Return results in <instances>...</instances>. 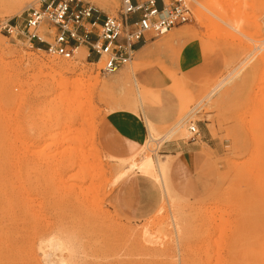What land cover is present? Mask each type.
Here are the masks:
<instances>
[{
	"label": "rangeland",
	"instance_id": "rangeland-1",
	"mask_svg": "<svg viewBox=\"0 0 264 264\" xmlns=\"http://www.w3.org/2000/svg\"><path fill=\"white\" fill-rule=\"evenodd\" d=\"M82 1L102 17L121 8V0ZM187 2L194 21L172 46L192 43L198 60L166 68L181 112L167 126L155 123L151 151L159 164L168 160L172 206L147 176L117 183L122 168L109 159L133 153L114 119L139 120V97L149 112L154 90L137 76L151 63L136 57L103 75L77 53L51 55L2 29L21 26L38 0H0V264H72L45 243L42 255L51 236L77 242L74 264H264V0ZM62 64L74 68L63 75L66 87L54 71ZM191 123L201 136L191 138ZM178 141L196 142L189 166L164 155ZM144 227L158 244L144 243Z\"/></svg>",
	"mask_w": 264,
	"mask_h": 264
},
{
	"label": "built area",
	"instance_id": "built-area-1",
	"mask_svg": "<svg viewBox=\"0 0 264 264\" xmlns=\"http://www.w3.org/2000/svg\"><path fill=\"white\" fill-rule=\"evenodd\" d=\"M194 18L187 0H121L117 15L103 17L82 0H38V6L26 9L21 26L7 21L2 29L67 60L86 46L97 57L91 63L98 65L101 74L109 75L133 62L140 41L165 35ZM188 129L191 138L200 136L196 123Z\"/></svg>",
	"mask_w": 264,
	"mask_h": 264
},
{
	"label": "crops",
	"instance_id": "crops-1",
	"mask_svg": "<svg viewBox=\"0 0 264 264\" xmlns=\"http://www.w3.org/2000/svg\"><path fill=\"white\" fill-rule=\"evenodd\" d=\"M158 1L161 3V0ZM183 25L175 27L176 30L173 31V33L170 34L166 40L148 36L145 40L140 41L136 45L137 55H135V58L137 57V60L139 61L151 63L148 66H144L139 71L137 77L147 87L154 90L152 93L154 95L152 96V105L149 107V115L159 127H164L173 123L181 112V102L177 95L169 88L172 81L171 76L168 72H166V68L169 70L174 69L176 71H182L188 69L198 60L197 53L193 48L192 43L188 44L183 41L184 43L178 44L182 48L174 49L173 47L175 43L182 42V39L178 38L176 33L182 32L183 29L181 28ZM188 46L191 49H187ZM84 47L87 50V54L90 56L88 60L90 62L96 61V55L90 53L86 46ZM140 116L141 118L139 117V120L134 116L119 117L114 119L116 122L115 125L119 128L120 134H122L124 138L128 139L130 148L133 142L132 137L135 134L136 129L142 130L143 137L145 135V131L141 123H143V126L146 130H148L143 111L140 112ZM200 130L201 129L199 128L201 136L202 130ZM145 137L147 138L148 134ZM197 151L198 148L196 147V142L190 141H178L173 144L166 145L163 149V152L165 153L164 155L173 157L178 156V159L184 165L187 164L188 166L195 160Z\"/></svg>",
	"mask_w": 264,
	"mask_h": 264
},
{
	"label": "bare ground",
	"instance_id": "bare-ground-1",
	"mask_svg": "<svg viewBox=\"0 0 264 264\" xmlns=\"http://www.w3.org/2000/svg\"><path fill=\"white\" fill-rule=\"evenodd\" d=\"M257 48H259V46ZM76 53L78 54V57H79V55L82 58H86L85 55L87 56V50L83 46L79 47L76 50ZM72 67H73V65H72ZM73 69L69 65L62 64V65H59L57 67V69L54 70L55 73H56V75H60L61 76L60 83H59L60 85H62L63 87H66L67 84H70L68 82V79H66L65 77H63V75L65 73H71V72H73L74 71ZM81 72H79V73H81ZM83 73H85V72H83ZM83 73H81L80 75H84ZM228 77L229 76L227 75L216 86V88H214L207 95V97H211L213 95V93L216 91V89H219L220 86L226 81V79ZM89 85H91V84H89ZM80 91H81V89H80ZM138 99H139L138 100V103L141 106L142 111L145 114L144 117H145V120L146 121L145 120L144 121L146 122V124L148 126L147 129H148L149 138L143 137L142 130L136 129L135 130V134L132 137L133 138V142H132L131 150L133 151V153L130 156H128V157H121V158L120 157L113 156V155H110L109 156L110 161H116V162H118L121 165V168H122L121 171L115 176V181L117 183H119L125 177H127V176H129L131 174H136V175L139 174V175L147 176L148 178H150V180L153 183V185L155 186V188L158 189V192H159V195H160V198H161L160 199L161 203H162V201L164 199H166L165 201H170L171 202V205L174 206L175 200H174V198L172 196V192L170 190L169 182H168V163H167L168 160L164 159L162 161V165H161V163L159 164L158 156L156 154L154 155L153 153H151V151L154 152V149L152 147L154 146V144L160 138L159 137L160 135L158 136V134H159L158 133V129H157L158 127H157V125H155V122L151 119V117L149 115V112L147 111L148 106H147L146 101L142 97H139ZM135 114L137 115V112H135ZM187 132L188 133L190 132L189 129L187 130ZM162 211H163V206H160L157 209L156 213L157 212L160 213ZM171 220H172L173 226L177 230L178 227H179V222H178L177 216L176 215H173L172 218H171ZM150 229L148 227H144L143 228L142 234H141L142 235L141 236L142 237V240H144V243H146L148 245H156V244H158V242L160 240L159 239V236L155 235V233L153 234L150 231ZM44 243L47 244V246L50 247L51 249H53L54 251L57 250V251H60L61 252V258L60 259H61V262L62 263H64L65 261L67 262V260H68L69 262H71L72 264H74L75 261H77L76 259H77V255L79 253V248H78V245H77V242L76 241H73L71 239H63L61 237H55V236L52 237L51 236V238H49L48 240L43 241V243H42V245L40 247V249L42 251V255L44 257H47L49 255H48V253H47V251L45 249V246L43 245ZM65 253H66V255H64Z\"/></svg>",
	"mask_w": 264,
	"mask_h": 264
}]
</instances>
